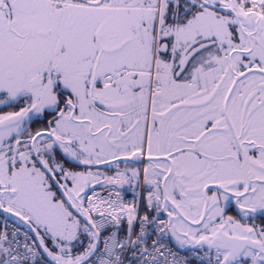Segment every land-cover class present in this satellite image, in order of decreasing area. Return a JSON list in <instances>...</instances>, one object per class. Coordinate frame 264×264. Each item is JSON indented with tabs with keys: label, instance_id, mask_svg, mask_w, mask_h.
I'll return each instance as SVG.
<instances>
[{
	"label": "snow or ice",
	"instance_id": "obj_1",
	"mask_svg": "<svg viewBox=\"0 0 264 264\" xmlns=\"http://www.w3.org/2000/svg\"><path fill=\"white\" fill-rule=\"evenodd\" d=\"M184 250L264 264V0H0V264Z\"/></svg>",
	"mask_w": 264,
	"mask_h": 264
},
{
	"label": "built area",
	"instance_id": "obj_2",
	"mask_svg": "<svg viewBox=\"0 0 264 264\" xmlns=\"http://www.w3.org/2000/svg\"><path fill=\"white\" fill-rule=\"evenodd\" d=\"M173 250L175 251V249L173 248ZM181 258H184V257H188V264H196V261L191 259V254L189 252L185 253V254H181V253H178Z\"/></svg>",
	"mask_w": 264,
	"mask_h": 264
},
{
	"label": "water",
	"instance_id": "obj_3",
	"mask_svg": "<svg viewBox=\"0 0 264 264\" xmlns=\"http://www.w3.org/2000/svg\"><path fill=\"white\" fill-rule=\"evenodd\" d=\"M175 248V247H174ZM187 250L181 251V253H185Z\"/></svg>",
	"mask_w": 264,
	"mask_h": 264
},
{
	"label": "flooded vegetation",
	"instance_id": "obj_4",
	"mask_svg": "<svg viewBox=\"0 0 264 264\" xmlns=\"http://www.w3.org/2000/svg\"><path fill=\"white\" fill-rule=\"evenodd\" d=\"M126 199H130V196H126Z\"/></svg>",
	"mask_w": 264,
	"mask_h": 264
}]
</instances>
